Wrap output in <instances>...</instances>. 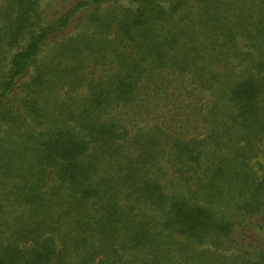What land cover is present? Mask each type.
<instances>
[{
	"label": "trees",
	"instance_id": "trees-1",
	"mask_svg": "<svg viewBox=\"0 0 264 264\" xmlns=\"http://www.w3.org/2000/svg\"><path fill=\"white\" fill-rule=\"evenodd\" d=\"M60 4L0 0V264H264V0Z\"/></svg>",
	"mask_w": 264,
	"mask_h": 264
},
{
	"label": "rangeland",
	"instance_id": "rangeland-1",
	"mask_svg": "<svg viewBox=\"0 0 264 264\" xmlns=\"http://www.w3.org/2000/svg\"><path fill=\"white\" fill-rule=\"evenodd\" d=\"M42 1V5H45L47 3H52L53 6L55 5V3L61 2V0H41ZM61 5V4H60ZM56 7V6H54ZM78 30V29H77ZM76 31H71L69 34H74ZM54 45L53 44H49L48 47H45L43 49V52L41 53L40 57H39V60L41 62H46L52 55L53 53L55 52L54 50ZM14 51L11 50L10 51V54H12ZM9 53L4 55V57H6V59H3L0 61V71L1 70H4L5 69V66L7 68V57H8ZM39 61V63H41ZM99 70L96 69L95 71L92 72V74H95V75H98L99 74ZM91 73V69L88 68L86 70V74L87 75H90ZM85 94V89H82L80 92H79V95H83ZM57 98L59 100H61L63 98V96L59 95V97L57 96ZM209 99H211V97L209 96ZM0 135H2V132H0ZM251 164L253 166V168L256 170V175L257 176H260L262 174V172L260 171L261 170V167L263 166L264 164V158H262L261 156H258L257 158H255L254 160L251 161ZM162 184H164L166 186L165 189V192L170 195L172 193H184L186 190L185 188L183 187V184L178 180L177 176L172 172L171 170V167L169 168L167 165L164 166V177L162 178L161 180ZM52 183H49V185H51ZM1 214H0V221L6 223V224H9V222L11 221V219L14 217V215L16 214V212L11 213V207H6V208H3L1 209ZM0 231H6L5 229L3 228H0ZM197 251L199 252H206L207 254H212L214 253L215 255L217 254L218 256L221 254V256H226V257H229L231 255H229L230 253H224V252H221V251H214L212 250L208 245L204 244V245H201V246H198L196 247ZM202 250H205V251H202Z\"/></svg>",
	"mask_w": 264,
	"mask_h": 264
}]
</instances>
